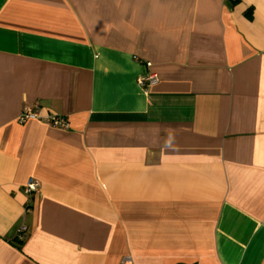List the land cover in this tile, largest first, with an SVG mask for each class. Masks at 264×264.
Listing matches in <instances>:
<instances>
[{
  "label": "crops",
  "instance_id": "crops-1",
  "mask_svg": "<svg viewBox=\"0 0 264 264\" xmlns=\"http://www.w3.org/2000/svg\"><path fill=\"white\" fill-rule=\"evenodd\" d=\"M0 264H264V0H0Z\"/></svg>",
  "mask_w": 264,
  "mask_h": 264
},
{
  "label": "built area",
  "instance_id": "built-area-1",
  "mask_svg": "<svg viewBox=\"0 0 264 264\" xmlns=\"http://www.w3.org/2000/svg\"><path fill=\"white\" fill-rule=\"evenodd\" d=\"M149 65V63H147ZM158 81L155 72L148 71L146 74L137 77V82L140 85L150 86ZM41 118L44 122L49 123L54 127L67 128L68 122L64 117L57 115H39V105L34 103L29 107H25L18 116V122L24 123L29 119ZM40 187V183L33 177H29L24 185V192L29 197H32ZM26 231V227L22 226L19 229V237L22 238Z\"/></svg>",
  "mask_w": 264,
  "mask_h": 264
}]
</instances>
